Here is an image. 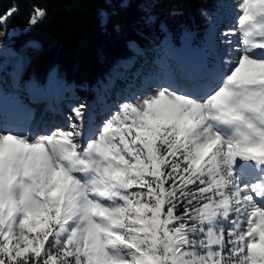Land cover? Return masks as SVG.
<instances>
[{"label": "snow or ice", "instance_id": "snow-or-ice-1", "mask_svg": "<svg viewBox=\"0 0 264 264\" xmlns=\"http://www.w3.org/2000/svg\"><path fill=\"white\" fill-rule=\"evenodd\" d=\"M236 8L201 75L91 131L83 104L35 137L0 121V264H264V0Z\"/></svg>", "mask_w": 264, "mask_h": 264}, {"label": "trees", "instance_id": "trees-1", "mask_svg": "<svg viewBox=\"0 0 264 264\" xmlns=\"http://www.w3.org/2000/svg\"><path fill=\"white\" fill-rule=\"evenodd\" d=\"M14 4L19 12L10 21L20 32L0 37V45L7 42L17 54L1 64L3 73L15 68L10 78L35 86L53 73L50 83L58 92L68 85L82 98L95 86L106 97L109 81L123 82L121 75L137 56L134 46L154 49L167 33L177 40L184 30L205 44L210 25L201 11L213 7L212 0H0V14ZM34 5L47 16L29 27Z\"/></svg>", "mask_w": 264, "mask_h": 264}, {"label": "rangeland", "instance_id": "rangeland-1", "mask_svg": "<svg viewBox=\"0 0 264 264\" xmlns=\"http://www.w3.org/2000/svg\"><path fill=\"white\" fill-rule=\"evenodd\" d=\"M212 1L214 8L210 12L208 11L211 17L212 33L210 39L206 41V45H196L192 41L191 33L186 31L178 36L179 40H176V45H170L171 38L167 35L161 41L159 50L141 51L139 53L140 60H138L139 58L136 59L123 72L122 78L126 83L125 89L123 90L119 84L122 81L112 83L107 87V96L103 100L99 99L103 94L97 87H93L90 94L84 98L71 93L72 89L66 85L62 86L63 92L59 93L50 83L51 76L42 86H35L33 91H30L28 86L19 85L16 79L9 80L0 76V83L3 84L0 89V121L7 130L35 137L42 133L46 134L56 126L66 128L68 125L67 117L72 114V108L83 104L87 109L85 121L87 132L91 131L111 111L118 110L121 103L148 92L150 86L169 83L182 85L183 82H185L184 84L192 82L184 80L183 75L192 74L195 71L201 75L204 72L214 55V51L223 50V45L220 44V32L228 27H234L236 18L239 16V11L236 8L239 0ZM161 25L163 24L160 23L159 26ZM19 32L9 23L6 34L8 37ZM233 39L238 42L239 34ZM31 44L35 47L39 46L36 41H32ZM15 56L16 51L7 42L0 45V62L8 63ZM9 71L6 68L5 74ZM0 75H2L1 70ZM93 92L95 98H92ZM46 98L48 103L45 105L44 100ZM107 100L111 101L110 104H106ZM55 109L57 110L55 111ZM30 111L32 112L30 113ZM73 119H75L74 116Z\"/></svg>", "mask_w": 264, "mask_h": 264}, {"label": "bare ground", "instance_id": "bare-ground-1", "mask_svg": "<svg viewBox=\"0 0 264 264\" xmlns=\"http://www.w3.org/2000/svg\"><path fill=\"white\" fill-rule=\"evenodd\" d=\"M57 109H55V111H56ZM59 110V109H58ZM10 112V111H9ZM6 113V112H5Z\"/></svg>", "mask_w": 264, "mask_h": 264}]
</instances>
